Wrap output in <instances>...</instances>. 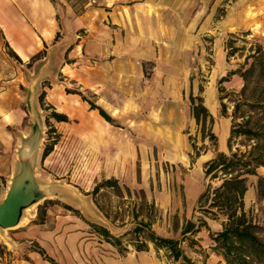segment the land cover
Returning <instances> with one entry per match:
<instances>
[{"label": "rangeland", "instance_id": "rangeland-1", "mask_svg": "<svg viewBox=\"0 0 264 264\" xmlns=\"http://www.w3.org/2000/svg\"><path fill=\"white\" fill-rule=\"evenodd\" d=\"M163 3L168 7H163ZM139 10L138 34L142 40L138 49L140 55H149L151 60L123 63L79 58L77 65L89 66L86 72L83 67L79 69L76 79L100 86L101 95L79 88L70 76L60 75L53 81L63 82L64 91L65 88L77 90L91 101L98 100L112 117V123L101 130L92 123L91 115L73 118L71 109H67L66 121L48 118L52 107L56 110L61 105L53 106L47 99L46 91L51 84L44 79L37 83L36 98L41 110L32 111L19 123L7 126L13 134L14 166L8 181L0 178V198L22 156L28 158L44 195L23 209L16 225L0 227V262L13 264L15 256H25L26 249L36 244L43 248L44 256L51 257L50 253L57 252L66 256L67 251L54 248L58 245L51 232L60 228L79 233L78 237L71 236L74 243L71 257L77 258L78 264L176 263L150 244L142 251L127 245L128 250L119 253L100 240L86 221L106 225L112 233H117L129 225L126 213H130L133 200L139 195L153 203L151 226L159 234L180 237L183 219L197 220L198 194L207 182L210 185L219 182L216 177L203 176V163L216 150L229 152L226 136L232 104L227 99L234 97L242 80L236 72L228 71L241 65L254 43L264 47V0H155V3L142 2ZM227 39H232L236 47L231 55H226ZM7 55L9 52L0 37V87L9 80L14 84L5 93L4 101L15 104L18 98L23 107L25 103L29 107L24 78L19 67L6 60ZM65 71L70 73L67 68ZM222 75L227 77L220 85L226 91H233L223 99L226 115L220 114L217 97V80ZM53 88L56 89L55 85ZM189 93L201 96L207 110L213 113L212 121L206 119L202 127L191 115ZM48 96L51 100L53 92ZM62 102L71 104L67 100ZM47 123L54 130H47L50 129ZM208 131L214 133V143ZM237 141L232 143L231 150L236 145L242 148ZM50 143L49 152L42 158L43 146ZM195 150L199 152L191 162L189 156ZM255 171L256 174L246 176L243 207L257 225L258 237L264 241V194L259 195L255 185L257 175L264 178V167L257 166ZM110 176L116 178L122 195L117 196L110 189L99 191L102 195L98 193L96 197L107 205L108 216L104 217L93 202L91 188L96 181ZM122 212L124 216L120 218L126 225H120L118 220ZM59 217L65 218L57 222ZM204 218L207 228L201 226L195 233L182 237L183 252L197 264H225L220 254L211 249L212 240L208 236V230L220 229L221 220ZM79 220L83 227L77 226ZM20 228L25 232L23 236L13 234ZM3 240L9 242L14 252Z\"/></svg>", "mask_w": 264, "mask_h": 264}, {"label": "trees", "instance_id": "trees-1", "mask_svg": "<svg viewBox=\"0 0 264 264\" xmlns=\"http://www.w3.org/2000/svg\"><path fill=\"white\" fill-rule=\"evenodd\" d=\"M71 4L75 11H79L82 7L81 0H71ZM244 33L246 34L248 31L245 30ZM232 42V39L226 41V55H231L236 49ZM4 44L7 45L6 42ZM7 50L9 54L16 56L9 46H7ZM228 72H236L242 80L238 91L233 93L234 97L227 99L232 104L226 136V147L229 152L216 150L214 155L203 163V176L207 179L216 177L219 182L216 185H210L207 182L198 194L197 210L200 214L196 215L197 220L183 219L179 230L180 237L159 234L151 226L153 203L147 202L143 195L135 196L130 213H126L129 215V225L123 230L112 233L106 225L86 221L90 225L91 231L100 240L112 245L119 253L127 251V245L136 251H142L147 250L150 244L155 251L163 250L166 256L176 262L175 264H197L183 252L180 242L183 236L195 233L201 226L207 228L204 216H209L221 220L220 229L208 230V236L212 240L211 249L220 254L225 264H264V241L258 237L257 225L243 207V194L247 188L246 176L256 174L257 166L264 167V47L260 43H254L249 47L248 53L244 55L241 65ZM226 77L227 75H222L217 80V97L221 115H226L224 97L229 92H233L224 90L220 85ZM65 91L78 93L81 99L88 103L89 108H96L100 116L112 123V117L100 105L87 99L80 91L66 88ZM42 94L41 91L38 95L39 101L42 99ZM188 98L191 115L196 122L200 123L201 127L206 119L209 122L212 121V116L203 104L201 96L194 97L189 93ZM49 117L55 121L67 120L65 113L56 111L53 107L48 113ZM47 124L50 128L47 130H54L50 123ZM207 135L214 143V133L208 131ZM235 140H238L237 143L241 144L242 148L236 145L234 150H231ZM50 146L51 143L43 146L40 155L42 158L49 152ZM191 147L194 148V145L191 144ZM198 152L195 150L194 155L189 156L191 162L192 157ZM255 185L257 193L264 194V178L262 176L257 175ZM105 189H110L117 196L122 194L121 186L115 177H104L93 184L91 188L93 202L102 215L107 217L108 212L105 207L107 205H104L96 197L98 193L102 195L100 190ZM124 189L129 194L128 188L124 187ZM65 207L77 212V209L69 205H65ZM123 216L124 212L118 217L120 225H126L123 218H120ZM1 247L2 245L0 253ZM32 249L45 255L43 248L38 244ZM45 257L52 261L50 257Z\"/></svg>", "mask_w": 264, "mask_h": 264}, {"label": "crops", "instance_id": "crops-1", "mask_svg": "<svg viewBox=\"0 0 264 264\" xmlns=\"http://www.w3.org/2000/svg\"><path fill=\"white\" fill-rule=\"evenodd\" d=\"M147 1L155 3V0H81V9L75 11L71 0H0V37L3 43L6 42L5 47L9 46L16 55L9 54L6 60L19 67L24 78L25 92H29V107L26 103L23 107L18 98L15 104L4 101L5 93L14 87L10 80L0 87V178L8 181L14 166L13 134L7 126L19 123L32 111L41 110L36 98L39 81L46 79L51 84L46 96L53 106L61 105L60 109L56 110L67 114V109H71L73 118L82 114L91 115L94 119L92 123L101 130L109 124L98 114L96 108H89L88 103L81 99L78 93L65 92L63 82L53 81L60 75L66 78L70 76L79 88L101 95L103 90L100 86L87 85L76 79L79 69L83 67L86 72L89 66L77 65L79 58L111 59L123 63L151 60L149 55H140L138 49L142 39L138 34L137 15L141 3ZM162 6L167 5L163 3ZM66 68L70 73L65 71ZM95 71L101 76L99 70ZM49 92H53L51 100ZM100 95H96L97 98ZM62 100L71 101V104L63 105L65 102ZM95 102L104 109L98 100ZM209 112L213 116V113ZM110 114L113 115V111H110ZM62 218L65 217H61L57 222H62ZM76 224L83 227L81 220ZM51 233L53 241L58 245L54 248L64 249L67 251L66 256L59 252L50 253V261L43 254L28 248L25 256L13 258V264H78L77 258L73 255L71 257V247H74L71 236L78 237L79 233L60 228ZM13 234L23 236L25 232L20 228ZM2 242L13 250L9 242Z\"/></svg>", "mask_w": 264, "mask_h": 264}, {"label": "water", "instance_id": "water-1", "mask_svg": "<svg viewBox=\"0 0 264 264\" xmlns=\"http://www.w3.org/2000/svg\"><path fill=\"white\" fill-rule=\"evenodd\" d=\"M44 195L33 176L31 164L26 156L19 158L16 171L0 198V227L16 225L24 208L35 203Z\"/></svg>", "mask_w": 264, "mask_h": 264}, {"label": "built area", "instance_id": "built-area-1", "mask_svg": "<svg viewBox=\"0 0 264 264\" xmlns=\"http://www.w3.org/2000/svg\"><path fill=\"white\" fill-rule=\"evenodd\" d=\"M0 264H10V262H0Z\"/></svg>", "mask_w": 264, "mask_h": 264}]
</instances>
